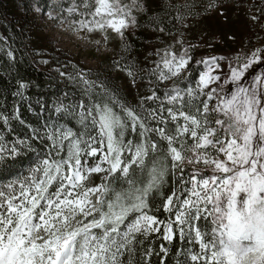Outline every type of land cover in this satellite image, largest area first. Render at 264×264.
Listing matches in <instances>:
<instances>
[{
  "label": "snow or ice",
  "instance_id": "snow-or-ice-1",
  "mask_svg": "<svg viewBox=\"0 0 264 264\" xmlns=\"http://www.w3.org/2000/svg\"><path fill=\"white\" fill-rule=\"evenodd\" d=\"M170 7L183 24L224 5L184 0ZM134 9L147 10L143 0H79L68 12L79 13L80 30L119 34L127 53L125 32L138 26ZM183 35L181 51H157L152 67L126 55L114 62L133 86L145 78L154 85L136 104L89 79L90 70L56 69L80 99L60 102L43 136L29 125L28 137L7 146L14 123L26 122L18 106L0 110V166L6 153L35 156L25 173L0 182V264H151L159 254L148 241L162 230L164 241L192 245L177 249L174 264H264V45L249 41L235 53L195 60L191 80L196 45H184ZM182 80L189 83L181 87ZM161 81L173 85L162 96ZM29 86L18 83L15 94L23 99ZM64 115L78 127L61 123ZM35 139L47 141L43 150L32 146ZM93 174L100 183L93 185ZM160 253L167 264L169 249L161 245Z\"/></svg>",
  "mask_w": 264,
  "mask_h": 264
},
{
  "label": "rangeland",
  "instance_id": "rangeland-1",
  "mask_svg": "<svg viewBox=\"0 0 264 264\" xmlns=\"http://www.w3.org/2000/svg\"><path fill=\"white\" fill-rule=\"evenodd\" d=\"M18 2V0H8L11 7L9 11L15 13L16 18L21 22L25 21L24 23L27 24L32 36L30 46L34 50L56 48L59 52L66 53L82 67L95 69L105 66L118 79L120 87L127 91L131 104L137 101L136 92L138 90L143 94L146 92V81L138 80L133 86L129 77L119 70L113 61L117 58L119 47L122 44L119 34L111 29H108L106 33L88 32L80 30L74 23L80 19V15L79 13L70 14L68 9L78 4L79 0H44L43 7L39 4L33 5L32 10L29 11L17 5ZM121 2L131 4L132 0H121ZM143 3L147 10H133L138 26L135 29L129 28L125 35H134L139 32L145 36L142 42L144 52L141 55V61L146 66H154L153 62L159 59L156 55L157 51L163 54L162 50L168 46H172V50L179 53L181 44L176 41L181 33L184 34L182 38L184 45H196L192 65L195 64V60L204 57L235 53L238 49L247 46L249 41H251V48L264 45V29L261 28L264 24V14L257 11L258 8H264L261 0H223L222 13L217 10L203 16L189 15L183 24L178 20L174 21L173 18L177 12L170 5L182 4L184 0H143ZM152 7L160 8L164 13H172L173 21L164 31H159V27H155V24L150 21V17L146 18L147 14L154 9ZM197 10L200 9L197 8ZM257 15H259V20L254 22L251 17ZM257 34L260 39L254 38ZM105 36L107 37L106 42ZM97 41L100 43L97 44ZM45 68L49 70L47 66ZM88 78L94 80L92 77ZM178 83L182 86L184 81H178ZM160 85L162 94L173 86L172 81H161Z\"/></svg>",
  "mask_w": 264,
  "mask_h": 264
},
{
  "label": "trees",
  "instance_id": "trees-1",
  "mask_svg": "<svg viewBox=\"0 0 264 264\" xmlns=\"http://www.w3.org/2000/svg\"><path fill=\"white\" fill-rule=\"evenodd\" d=\"M19 6H22L27 11L32 10L33 5L42 6L44 0H18ZM39 1V2H37ZM154 8V7H152ZM11 7L8 0H0V110L5 114L11 113L14 106H18L20 117L26 122L21 124L18 121L14 123L10 131V139L7 146H11L13 140L28 137L30 135L29 125L41 130V136L44 135V130L47 124L57 122L60 113L55 112V108L62 102L65 105H70L74 101L80 99V89L75 85L69 83L66 78L61 77L56 69L65 73L75 74L76 71L82 70L84 72L91 71V76L94 80L104 81L108 87L118 91L128 102L130 101L129 94L120 87L118 79L107 70L105 66H100L95 69L82 67L79 63L72 60L66 53L59 52L56 48L49 50H34L30 44L31 31L26 26L27 24L21 22L16 18L15 13L9 10ZM150 17V21L159 29H167L168 25L172 23V13L163 12L160 8H154L146 16ZM127 42L131 45V51L125 53L122 44L119 47V54L114 62L119 60L122 56H127L129 60H134L138 67L147 68L141 61V55L144 52L142 42L145 36L136 32L134 35H125ZM31 48V49H29ZM8 52H12V57L8 56ZM47 61V63H44ZM42 65H41V64ZM45 66L49 68L46 69ZM189 70L191 71V80H195L199 71V66L190 63ZM150 78H145L143 81L147 82V90L143 94L142 91L136 92V99L138 101L140 96L150 95V88L154 87L149 83ZM182 86L189 83L188 80H183ZM25 82L30 86L24 90V97L20 99L15 93L17 92L18 83ZM161 85L159 82V89ZM99 90V89H97ZM68 93L67 98L64 94ZM147 93V94H146ZM159 94L162 96L161 90ZM134 102V104L137 103ZM61 123L67 122L70 125H76V121L64 115ZM78 127V125H76ZM6 131H0V137H3ZM32 146L43 150L47 141L41 142L39 139L30 141ZM9 158L0 166V182H8L10 179L16 178L25 173L28 168L33 165L35 156L31 151L22 153L18 158ZM93 185L100 183V175L93 174ZM159 220L167 221L169 214L163 211L155 213ZM163 230L160 233H154L149 238L148 243L155 249L159 255H154L151 264H160V246L164 245L169 249V259L167 264H174L177 259L176 252L179 248L191 249L192 245L186 244L184 241H179L177 245H173L164 241ZM198 250V249H197Z\"/></svg>",
  "mask_w": 264,
  "mask_h": 264
},
{
  "label": "clouds",
  "instance_id": "clouds-1",
  "mask_svg": "<svg viewBox=\"0 0 264 264\" xmlns=\"http://www.w3.org/2000/svg\"><path fill=\"white\" fill-rule=\"evenodd\" d=\"M228 239H229V237L226 235V236L224 237L225 242H227ZM230 250H231V249H230Z\"/></svg>",
  "mask_w": 264,
  "mask_h": 264
},
{
  "label": "water",
  "instance_id": "water-1",
  "mask_svg": "<svg viewBox=\"0 0 264 264\" xmlns=\"http://www.w3.org/2000/svg\"><path fill=\"white\" fill-rule=\"evenodd\" d=\"M1 31V30H0Z\"/></svg>",
  "mask_w": 264,
  "mask_h": 264
}]
</instances>
